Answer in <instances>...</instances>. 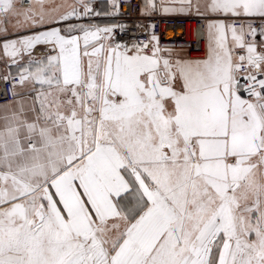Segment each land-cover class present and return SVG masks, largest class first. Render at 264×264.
Instances as JSON below:
<instances>
[{
    "label": "snow or ice",
    "instance_id": "snow-or-ice-1",
    "mask_svg": "<svg viewBox=\"0 0 264 264\" xmlns=\"http://www.w3.org/2000/svg\"><path fill=\"white\" fill-rule=\"evenodd\" d=\"M119 7L0 0V264H264V0H145L197 59Z\"/></svg>",
    "mask_w": 264,
    "mask_h": 264
},
{
    "label": "built area",
    "instance_id": "built-area-1",
    "mask_svg": "<svg viewBox=\"0 0 264 264\" xmlns=\"http://www.w3.org/2000/svg\"><path fill=\"white\" fill-rule=\"evenodd\" d=\"M25 6L30 0H22ZM94 7L100 11L99 4L92 2ZM119 11L116 14L101 15L94 17L91 22H95L102 17L112 20L113 24L124 25L125 28L121 31L116 29L115 38L117 42H129L139 40L146 41L151 34H155L159 38V46L161 48H171L176 52L183 50V54L189 58H203L206 55V41L204 39V25L206 21L196 16L195 14L188 15H163L157 12L151 15L142 14V0H119ZM107 11L111 12L110 3ZM84 22H90L85 18ZM194 24V38L186 39L187 23ZM152 26V27H150ZM171 31V36L167 37V32ZM175 32L176 35H175ZM259 34L257 39H259ZM181 41L189 43L188 46H162V42ZM202 47V50H201ZM200 50V51H199ZM193 52H202V56H192ZM10 85L0 77V103L10 99L8 89Z\"/></svg>",
    "mask_w": 264,
    "mask_h": 264
},
{
    "label": "crops",
    "instance_id": "crops-1",
    "mask_svg": "<svg viewBox=\"0 0 264 264\" xmlns=\"http://www.w3.org/2000/svg\"><path fill=\"white\" fill-rule=\"evenodd\" d=\"M70 2H73V0H70ZM92 2H97L99 4V7H100V11L104 12V11H107V6L110 2V0H92ZM157 2H159V0H157ZM145 3V0H142V5ZM157 13H160V14H163L161 12H157ZM163 15H188V14H163ZM105 16V15H104ZM84 22V21H83ZM87 23V22H85ZM95 23H99L101 25H104V24H113L112 20L108 19V18H105V17H102L100 19H97L95 21ZM3 27H9V25L5 22L3 25ZM40 52V49L38 48L37 49V52L36 54H39ZM183 54V53H182ZM175 55V54H174ZM184 55V54H183ZM187 57V56H186ZM189 58V57H187ZM189 59H193V58H189ZM8 71V69L6 68L5 64L0 61V77H3V75ZM13 71H15L13 69ZM24 89H18V91H23ZM4 103V102H2ZM0 103V104H2Z\"/></svg>",
    "mask_w": 264,
    "mask_h": 264
},
{
    "label": "bare ground",
    "instance_id": "bare-ground-1",
    "mask_svg": "<svg viewBox=\"0 0 264 264\" xmlns=\"http://www.w3.org/2000/svg\"><path fill=\"white\" fill-rule=\"evenodd\" d=\"M177 32H175V35H176ZM172 32L171 31H168L167 32V37L171 36ZM195 35H194V24L192 22H188L187 23V28H186V39H191V38H194ZM162 46H188L189 43L187 42H177V41H174V42H162L161 43ZM201 50H202V47H201ZM200 51V50H199ZM202 52H193L192 53V56H202Z\"/></svg>",
    "mask_w": 264,
    "mask_h": 264
},
{
    "label": "rangeland",
    "instance_id": "rangeland-1",
    "mask_svg": "<svg viewBox=\"0 0 264 264\" xmlns=\"http://www.w3.org/2000/svg\"><path fill=\"white\" fill-rule=\"evenodd\" d=\"M110 3V2H109ZM109 5V4H108ZM108 7V6H107Z\"/></svg>",
    "mask_w": 264,
    "mask_h": 264
}]
</instances>
